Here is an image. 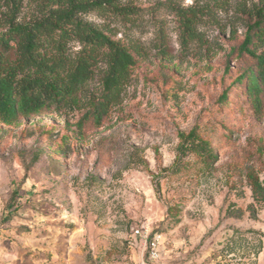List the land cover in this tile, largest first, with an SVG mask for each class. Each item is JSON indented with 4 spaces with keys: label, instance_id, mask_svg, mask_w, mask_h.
<instances>
[{
    "label": "rangeland",
    "instance_id": "1",
    "mask_svg": "<svg viewBox=\"0 0 264 264\" xmlns=\"http://www.w3.org/2000/svg\"><path fill=\"white\" fill-rule=\"evenodd\" d=\"M123 1L133 25L86 17L141 50L100 126L77 133V109L0 122V264H264V198L249 183L264 186V94L258 107L245 98L246 65L229 55L264 0H226L187 45L174 8L214 0ZM193 127L211 166L176 161L178 133ZM143 226L161 234L155 263Z\"/></svg>",
    "mask_w": 264,
    "mask_h": 264
},
{
    "label": "trees",
    "instance_id": "2",
    "mask_svg": "<svg viewBox=\"0 0 264 264\" xmlns=\"http://www.w3.org/2000/svg\"><path fill=\"white\" fill-rule=\"evenodd\" d=\"M226 0L213 6L197 2L174 8L183 31L182 45L199 41L197 25ZM136 8L123 0H2L0 2V122L51 111L77 109V133L100 126L130 83L139 47L115 38L111 28L98 27L86 19L94 13L133 25ZM243 38L231 46L229 55L245 63L235 80L244 85L245 98L255 107L264 94V2L245 12ZM234 35V29L231 30ZM229 65H226V71ZM161 71V70H160ZM94 81L99 93L89 91ZM234 84V85H235ZM227 92L219 101L226 102ZM176 161L192 155L202 166H211L216 153L197 127L178 133ZM249 183L254 195L264 198V186L254 176ZM11 214H9L10 217Z\"/></svg>",
    "mask_w": 264,
    "mask_h": 264
},
{
    "label": "built area",
    "instance_id": "3",
    "mask_svg": "<svg viewBox=\"0 0 264 264\" xmlns=\"http://www.w3.org/2000/svg\"><path fill=\"white\" fill-rule=\"evenodd\" d=\"M135 233L140 236L143 241L144 250L147 260L150 263H155L159 260V245L161 243V234H150L148 226H143L142 229L136 230Z\"/></svg>",
    "mask_w": 264,
    "mask_h": 264
}]
</instances>
